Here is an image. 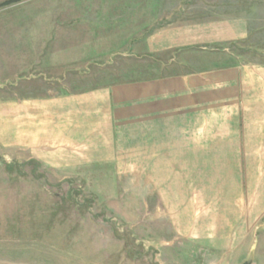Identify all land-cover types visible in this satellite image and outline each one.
<instances>
[{"label": "rangeland", "instance_id": "1", "mask_svg": "<svg viewBox=\"0 0 264 264\" xmlns=\"http://www.w3.org/2000/svg\"><path fill=\"white\" fill-rule=\"evenodd\" d=\"M239 17L248 26L242 40L148 53L150 33ZM183 57L264 61V0H0V112L22 97L144 77ZM126 168L53 167L0 137V264H239L250 254V264H264V215L256 209L263 187L261 200H244L233 216L241 229L209 240L202 238L217 231L182 228L200 217L217 222L216 214L178 215ZM201 201L200 213L217 210L214 199Z\"/></svg>", "mask_w": 264, "mask_h": 264}, {"label": "crops", "instance_id": "2", "mask_svg": "<svg viewBox=\"0 0 264 264\" xmlns=\"http://www.w3.org/2000/svg\"><path fill=\"white\" fill-rule=\"evenodd\" d=\"M247 34V19L239 17L166 28L145 42L151 56L176 55ZM182 62L152 66L144 77L110 85L6 103L1 140L53 167H127L177 214L219 217L214 223L200 217L203 222L195 219L182 230L217 231L202 239H230L241 229L242 220L233 216L243 213L244 200L263 198L264 61ZM245 167L254 170L246 174ZM244 183L257 185L243 191ZM206 198L217 210L208 206L202 214ZM256 205L264 215L261 201Z\"/></svg>", "mask_w": 264, "mask_h": 264}, {"label": "water", "instance_id": "3", "mask_svg": "<svg viewBox=\"0 0 264 264\" xmlns=\"http://www.w3.org/2000/svg\"><path fill=\"white\" fill-rule=\"evenodd\" d=\"M252 259H253V256L252 254H250L244 261L240 262L239 264H250L252 262Z\"/></svg>", "mask_w": 264, "mask_h": 264}]
</instances>
